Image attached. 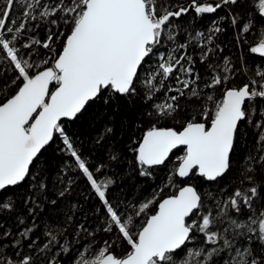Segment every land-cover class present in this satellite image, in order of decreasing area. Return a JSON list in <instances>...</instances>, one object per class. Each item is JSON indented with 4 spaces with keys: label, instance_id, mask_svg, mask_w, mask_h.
<instances>
[{
    "label": "snow or ice",
    "instance_id": "1",
    "mask_svg": "<svg viewBox=\"0 0 264 264\" xmlns=\"http://www.w3.org/2000/svg\"><path fill=\"white\" fill-rule=\"evenodd\" d=\"M0 264H264V0H0Z\"/></svg>",
    "mask_w": 264,
    "mask_h": 264
}]
</instances>
